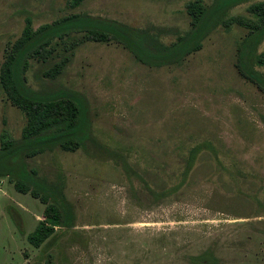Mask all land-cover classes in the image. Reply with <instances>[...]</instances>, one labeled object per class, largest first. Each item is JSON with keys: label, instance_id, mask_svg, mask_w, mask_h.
I'll list each match as a JSON object with an SVG mask.
<instances>
[{"label": "rangeland", "instance_id": "374dc122", "mask_svg": "<svg viewBox=\"0 0 264 264\" xmlns=\"http://www.w3.org/2000/svg\"><path fill=\"white\" fill-rule=\"evenodd\" d=\"M191 1L0 0V65L26 17L36 29L87 14L162 31L169 44L190 31ZM261 1L227 8L201 49L175 63L139 61L84 32L55 38L44 61L29 59L30 90L85 100L91 138L24 157L66 204L39 247L27 235L44 204L0 176V264H264V91L236 64L248 27L224 24L255 20L248 7ZM252 53L264 77V39ZM25 123L0 84V135L19 140Z\"/></svg>", "mask_w": 264, "mask_h": 264}, {"label": "trees", "instance_id": "16d2710c", "mask_svg": "<svg viewBox=\"0 0 264 264\" xmlns=\"http://www.w3.org/2000/svg\"><path fill=\"white\" fill-rule=\"evenodd\" d=\"M80 1V0H77ZM245 0H218L206 7L201 0L187 4L191 29L176 35L169 44L162 41L164 33H151L148 29H136L127 25L107 21L87 14L73 13L34 29L26 17L21 36L9 47L0 65V84L10 102L20 108L26 118L19 140L0 135V176L7 177L20 193H30L42 204L43 220L38 221L27 235L28 242L39 247L53 232L48 222L63 223L66 204L61 193L36 177L35 169H28L24 157H34L46 151L60 148L75 151L91 138L86 102L81 95L69 90L32 91L28 88L25 73L29 59L46 60L53 52L55 38L71 32H84L87 40L106 42L116 40L123 44L142 62L169 64L202 47L203 38L222 21L227 8ZM257 18L231 17L224 24L234 22L248 27L237 55V67L241 74L264 91V77L253 69V64H262L260 55L252 50L264 39V1L248 7Z\"/></svg>", "mask_w": 264, "mask_h": 264}]
</instances>
